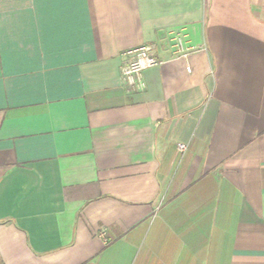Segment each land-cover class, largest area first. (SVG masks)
<instances>
[{
	"label": "crops",
	"instance_id": "0c3cea01",
	"mask_svg": "<svg viewBox=\"0 0 264 264\" xmlns=\"http://www.w3.org/2000/svg\"><path fill=\"white\" fill-rule=\"evenodd\" d=\"M0 264H264V0H0Z\"/></svg>",
	"mask_w": 264,
	"mask_h": 264
},
{
	"label": "built area",
	"instance_id": "2783aa9c",
	"mask_svg": "<svg viewBox=\"0 0 264 264\" xmlns=\"http://www.w3.org/2000/svg\"><path fill=\"white\" fill-rule=\"evenodd\" d=\"M176 52L182 58H188L190 49L185 46L184 39L180 35H176L175 38ZM155 48L150 45L140 46L131 50H128L125 55L128 60L122 66V78L128 83L130 87L137 91H142L146 88V82L144 80V72L161 64V61L154 54ZM188 71H191L188 68ZM188 151V146L184 143H178L177 152L182 157Z\"/></svg>",
	"mask_w": 264,
	"mask_h": 264
}]
</instances>
